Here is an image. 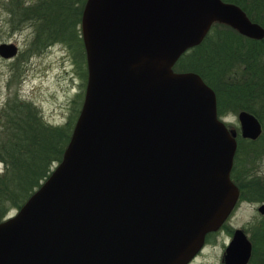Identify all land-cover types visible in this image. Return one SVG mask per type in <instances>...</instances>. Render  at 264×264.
Masks as SVG:
<instances>
[{"label":"water","instance_id":"water-1","mask_svg":"<svg viewBox=\"0 0 264 264\" xmlns=\"http://www.w3.org/2000/svg\"><path fill=\"white\" fill-rule=\"evenodd\" d=\"M223 23L246 37L264 27L223 0H86L80 30L84 98L61 160L0 221V264H189L234 209L235 132L182 53ZM18 53L0 43V57ZM242 136L258 119L238 113ZM264 212V204L259 207ZM236 229L224 264H247Z\"/></svg>","mask_w":264,"mask_h":264},{"label":"trees","instance_id":"trees-1","mask_svg":"<svg viewBox=\"0 0 264 264\" xmlns=\"http://www.w3.org/2000/svg\"><path fill=\"white\" fill-rule=\"evenodd\" d=\"M223 1L238 5L252 21L264 27V0ZM13 10L21 15L12 21L13 27L25 18L41 22L36 26L38 37L33 40V51L54 42L75 40L83 51L77 31L80 9L68 10L49 3ZM73 12L76 17L72 22ZM173 70L198 73L216 94L219 116L245 109L264 125V38L251 40L229 25L215 22L201 43L180 55ZM238 89L249 95L234 98ZM77 115L63 124H50L32 103L17 97L0 106V221L11 209L20 208L61 160ZM251 240L252 262L264 256V233L251 234Z\"/></svg>","mask_w":264,"mask_h":264},{"label":"rangeland","instance_id":"rangeland-1","mask_svg":"<svg viewBox=\"0 0 264 264\" xmlns=\"http://www.w3.org/2000/svg\"><path fill=\"white\" fill-rule=\"evenodd\" d=\"M75 15L73 12V17ZM9 19V9H0V43L12 42L18 46L15 57H0V106L6 100L17 97L32 103L50 124L67 122L79 113L84 98L87 81L84 49L82 51L75 40L54 42L47 48L33 51L35 26L23 22L13 27ZM77 28L80 35L79 25ZM242 95H249V92L243 90ZM233 97L240 98L236 95ZM237 113L227 112L222 118L230 126L237 127ZM260 163L264 170V155ZM2 169L0 163V172ZM17 210L11 209L7 217L14 215ZM255 213V205L240 203L225 224L206 239L201 251L189 264H221L233 228L245 227ZM247 234L251 235L250 232ZM249 264H264V256Z\"/></svg>","mask_w":264,"mask_h":264},{"label":"flooded vegetation","instance_id":"flooded-vegetation-1","mask_svg":"<svg viewBox=\"0 0 264 264\" xmlns=\"http://www.w3.org/2000/svg\"><path fill=\"white\" fill-rule=\"evenodd\" d=\"M49 3L56 4V5L60 4L61 7H63L64 9H68V10H78V11L79 9L81 10L79 12L80 14H79V23H78L79 32H80L79 37H81V30H80L81 14H82L84 5L86 3V0H37L33 2L32 0H0V9H7V10L9 9V15H10L9 20H10V23H12V21L19 19L21 17L19 12L18 13L14 12L13 8L15 9L19 8L21 9L20 11H22L32 6H43ZM75 17L73 18L72 22L75 20ZM25 19L26 20L21 21L19 25L23 22H28L31 25H34L35 26V30H34L35 36L34 37H38V29L36 26L41 24L39 19H36L35 21H33L30 18H25ZM77 31H78V28H77ZM247 38L251 40H262L264 37L260 39L253 38V37H247ZM83 49H84V46H83ZM84 53H85V50H84ZM242 93L243 91L241 89L240 90L238 89L233 94L236 96H240L241 98ZM216 106H217V100H216ZM242 110H245V109H242ZM242 110H239L238 113ZM238 113H237V116H238ZM249 113L253 114L252 112H249ZM217 114H218V111H217ZM254 116L258 119L256 115ZM218 117L223 120L222 116L218 115ZM258 121L261 126V131L255 138L242 136L239 120H238L237 127L230 126L224 121L226 126L229 129L234 130V132L236 133L235 134L236 150H235L233 164H232V168L230 172V178L238 188V199H237L234 209L237 208L240 203L245 202L246 204L255 205V211H256L255 215H253L251 219L247 222V225L243 228H239L244 231V233L247 235L248 239L251 242V255H250V258L247 264L251 262L252 253H253V243L251 240V235L249 236L247 232H250L251 234L264 233V212H261L259 210V207L262 204H264V170L262 169L261 163H260V159L264 155V150H262L264 146V129H263L264 125L259 119ZM235 157H237L236 166H234ZM234 209L232 210V212L234 211ZM227 219L225 220V222L227 221ZM225 222L221 226H223ZM236 229L238 228H233V232ZM210 233H213V232H210ZM222 258H223V255H222ZM221 264H224L222 259H221Z\"/></svg>","mask_w":264,"mask_h":264}]
</instances>
